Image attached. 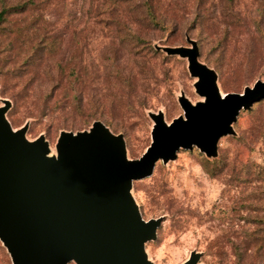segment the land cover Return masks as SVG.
<instances>
[{
	"label": "rangeland",
	"instance_id": "1",
	"mask_svg": "<svg viewBox=\"0 0 264 264\" xmlns=\"http://www.w3.org/2000/svg\"><path fill=\"white\" fill-rule=\"evenodd\" d=\"M17 1L27 0H9ZM32 1L36 6L26 15L37 21L39 13L48 12L47 34L64 57L81 60L78 77L62 78L58 85L44 77V64L24 69L22 52L10 55L6 37L25 42L31 29L23 28L20 15L10 17L11 23L0 29V68L7 74H0V105L9 99L6 117L12 128L27 122L26 138L43 134L50 155L56 152L60 131L85 130L100 120L113 133L123 134L127 156L138 158L151 142L149 112L161 110L170 122L183 114L180 92L193 103L203 100L195 92L196 78L190 76L187 60L153 52L155 45L188 46L186 35L196 40L199 60L216 71L221 94L241 92L264 77V0H175L177 8L158 7L166 21L178 23L175 32L171 27L153 30L136 18L135 0L117 3L118 23L107 17L115 0ZM42 24L38 21L44 31ZM218 42L226 46L224 53L215 50ZM53 73L58 77L55 68ZM52 84L55 94L49 97ZM78 89L81 99L73 100ZM11 93H20V99L13 101ZM232 127L234 134L219 139L216 158L196 146L180 148L175 159L163 163L159 158L150 175L132 181L142 217H162L156 238L145 244L153 264H182L191 251L201 253L199 264H264L240 260L235 253L249 246L241 226L246 221L260 222L264 235V98L241 109ZM249 224L247 229L257 227ZM0 264H11L1 242Z\"/></svg>",
	"mask_w": 264,
	"mask_h": 264
},
{
	"label": "water",
	"instance_id": "2",
	"mask_svg": "<svg viewBox=\"0 0 264 264\" xmlns=\"http://www.w3.org/2000/svg\"><path fill=\"white\" fill-rule=\"evenodd\" d=\"M155 45L187 60L193 86L203 100L184 92L183 110L170 122L161 110L149 112L151 142L138 158H129L123 134L102 121L88 129L60 131L55 154L43 134L29 140L28 123L13 129L6 117L9 99L0 105V242L11 264H153L146 242L156 238L162 217L144 219L132 193V181L152 173L155 162L176 158L180 148L196 146L208 158L218 141L234 134L241 109L264 98V77L241 92L221 94L217 73L199 60L197 41ZM191 251L182 264H199Z\"/></svg>",
	"mask_w": 264,
	"mask_h": 264
},
{
	"label": "trees",
	"instance_id": "3",
	"mask_svg": "<svg viewBox=\"0 0 264 264\" xmlns=\"http://www.w3.org/2000/svg\"><path fill=\"white\" fill-rule=\"evenodd\" d=\"M127 0H115L110 2V6L107 7V17L110 21L118 23L120 21L121 15L118 13L117 10V3L119 2H125ZM112 3V4H111ZM33 3L32 0L27 1H17V2H9V0H1V7H0V29L5 28L7 24L11 23L13 16L20 15V22L25 25L23 28L31 29V33L29 37L25 40L16 42L14 41V38L11 40L10 38L6 37L8 39L7 41V50L10 54V52H14L15 54L13 56H17L18 52H22V65L25 69L26 66L29 65H36L40 66L44 64V68L42 69V74L47 80L59 82L62 78L72 76L75 79L78 77V72L80 70V62L81 60H77L76 56H68L64 57L62 55L61 50H59V45L55 44L54 37L52 35L47 34L48 29V20L46 18V14L48 12H41L38 14L37 21L36 19H30L26 15L29 13L30 9H34L36 4ZM135 7V15L136 18L146 20L148 22L149 27H152V29L162 30L166 31L171 27V30L174 29V32L176 31L175 28L178 27V23L174 21V19H171L170 21H166L165 18H163L161 15L158 14V7L160 8H177V3L175 0H135L134 3ZM225 14V13H224ZM38 21H41L43 24L44 31H41L38 25ZM225 22V20H224ZM5 24V26H3ZM121 24L123 26L124 22L121 21ZM172 25V26H171ZM192 27L194 25L196 26V21H192ZM211 25L209 26V29H211ZM227 25V22H226ZM191 26H187L185 31H190ZM213 33V31H212ZM4 38L6 36L5 32L3 34ZM8 35H11V32H9ZM2 41H0L1 43ZM155 48V46H154ZM226 46L218 42L215 45V50H219V53L225 52ZM153 50V49H152ZM156 50V51H155ZM153 52L161 51L157 50L155 48ZM163 52V51H162ZM11 55V54H10ZM167 55V54H166ZM11 56V57H13ZM75 57L73 66H71L68 69V72L65 73V68L67 66V63H72L71 58ZM69 60V62H68ZM53 68L56 69L58 73V77H56L53 73ZM16 70L20 69L19 66L15 67ZM3 72L2 68H0V74ZM36 72V71H35ZM34 72V73H35ZM3 74H6V72H3ZM7 75V74H6ZM50 90L46 92L47 95L55 94L53 89L55 88V84L50 85ZM4 93V92H2ZM66 93V92H65ZM49 95V97H51ZM54 96V95H53ZM13 101L17 102L20 99V93H11L9 96ZM72 99H77L78 101L81 99V90H77V92H74L72 94ZM46 109V106H45ZM43 112V107L40 113ZM70 127H75L74 124H71ZM216 158V157H215ZM255 224L257 227H249L247 229V226H250V224ZM241 226L245 227V233L246 236L249 237L246 239V243L249 246H246L242 251L236 250L235 253L237 257L240 260L245 261H255V262H261L264 261V246L263 242H259L261 240L264 241V235L261 234V223L255 222L254 220H248ZM250 244H253V248L250 247Z\"/></svg>",
	"mask_w": 264,
	"mask_h": 264
}]
</instances>
